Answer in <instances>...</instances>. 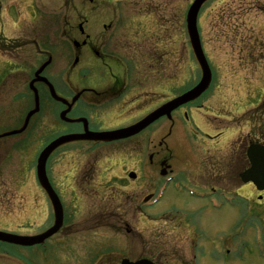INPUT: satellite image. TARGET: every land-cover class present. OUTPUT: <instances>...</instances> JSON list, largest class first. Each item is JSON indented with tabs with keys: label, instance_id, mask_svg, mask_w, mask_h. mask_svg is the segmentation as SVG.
Returning a JSON list of instances; mask_svg holds the SVG:
<instances>
[{
	"label": "rangeland",
	"instance_id": "obj_1",
	"mask_svg": "<svg viewBox=\"0 0 264 264\" xmlns=\"http://www.w3.org/2000/svg\"><path fill=\"white\" fill-rule=\"evenodd\" d=\"M192 1H153V5L156 2L161 8L158 13H152L155 17L150 25H161L163 30L171 26L174 32L178 95L195 86L201 76L185 30L184 19ZM148 2L0 0V89L5 90L10 85L13 95L16 94L13 110L9 112L3 105L6 97L0 93V118L15 117L21 123L20 119L23 120L28 108L32 107L28 84L37 78L60 84L57 75L66 60L54 52L50 53L47 66L33 77L47 60V44L56 50L60 40H68L67 37L77 34L76 27L81 23L84 32L90 34L98 19L105 22L111 15L106 12L109 4L118 6L124 21L122 25L131 22L135 25L137 19L131 11ZM197 26L212 71V83L195 105L215 103L217 107L200 112L198 121L190 111V121L199 129L194 131L184 122V132L179 126L178 131L174 130L167 139L166 147L174 157L170 164L167 163L170 166L167 172L173 171L175 180L164 190L162 200L153 207L143 206L144 198L150 194L154 196L155 186H160L164 180L157 177L155 181H139L138 177L141 178L143 172L149 175L146 168L148 155L159 150V132L164 122L154 127L155 123L152 130H145L125 142L97 145L95 149H90L88 144L68 145L50 157L46 168L55 193L61 198L62 231L42 248L25 250L1 244L0 264H119L122 259H148L157 264H223L222 259L216 261L218 249L213 240L217 235L211 230L223 228L225 236L234 231V224L241 217L240 210L232 201L217 211L197 198L205 190V174H212L209 153L215 156L212 160L220 169L221 178L225 179V187L232 189L231 184H239L236 172L245 165L240 153L244 155L251 143H264V0H210L201 9ZM4 57L12 59V65L3 61ZM33 86L39 91L43 89L40 81L34 82ZM163 96L168 97L169 93L165 91ZM39 109L40 113L30 120L34 126L36 123V136L27 138V133L21 134L22 128L18 138H11L15 139V148L0 151L1 174L13 177L17 171L18 175L8 188L12 203L0 204V231L7 228L21 235H36L48 229L53 221L49 202L42 197L35 180V163L41 148L49 142L47 138L57 133L58 120L50 114L44 117L42 105ZM199 122L207 132L214 128L223 131L214 153L210 152L212 149L209 152L204 151L205 147L202 149L204 130ZM116 124L117 120L111 119L105 126L115 127ZM166 131L165 128L160 135ZM201 151L206 154L202 155ZM31 156L34 157L32 163ZM131 171L136 174V179H125ZM88 179L94 182L90 188L96 194H87L86 199L75 201L84 196L83 191H92L84 184ZM188 189L194 196L187 193ZM174 209L180 213L173 214L176 213ZM192 211L200 214L199 225H195L198 228L184 217ZM260 212L262 214L256 217V229L264 232V209ZM204 219L213 223L208 225L207 238L210 239L207 240L203 239L201 224ZM250 229L246 224L243 240L248 233L252 234ZM247 241L238 251L239 257L232 258L227 264H264V236L258 237L256 233Z\"/></svg>",
	"mask_w": 264,
	"mask_h": 264
},
{
	"label": "flooded vegetation",
	"instance_id": "obj_2",
	"mask_svg": "<svg viewBox=\"0 0 264 264\" xmlns=\"http://www.w3.org/2000/svg\"><path fill=\"white\" fill-rule=\"evenodd\" d=\"M153 1L155 0H149L145 5L134 7L135 9L131 12L134 13L137 20L132 27L122 25L124 21L120 17L118 7L107 6L106 12L110 10L111 15L106 17L107 20L105 22L98 19L90 34H85L83 29L80 28V24L77 26L78 39L81 40H76V37H67L68 40H60V46L56 50L50 44L46 45V63L51 58V52L62 56L64 61L66 60L65 66L62 67V70H59L57 75L60 84H53L54 82H52V86L43 84L42 91L37 90L39 99H41L43 116L45 117L46 114H50L53 117L56 116L54 119L58 120V131L52 134L51 138H47L48 141L56 139L61 135L80 134L87 129L91 132H104L128 127L139 121L146 113L175 97L173 95L176 92L177 86V73L175 71L177 66L176 41L172 40L173 32L171 28L169 32H165V36H163L165 39L163 41L162 36L157 34L156 31L152 32V25L150 23L153 22L155 17L154 15L152 17V13H158L161 8L156 2L153 5ZM142 16L145 21H142ZM168 34L169 38H167ZM9 44H12V42ZM253 55L254 52H252ZM51 88L57 97L65 100L70 105L69 108L68 105H63L52 99ZM12 89L13 87L11 86L6 87L5 90H0V93H3L6 97V105L9 102L8 109L10 111L12 108L11 102L16 95H13ZM167 89L169 90L168 97L163 96V93ZM40 94H43L42 97ZM75 98L76 101L72 104ZM44 106H46V109H44ZM51 106L53 108L50 111ZM194 108L200 112L199 110L203 106L199 105ZM8 109L7 111H9ZM183 109L184 107L174 111L170 120L163 118L164 121L170 123L167 136L171 134L172 129L176 128L178 130L179 126H181L182 133L184 132L183 125L185 123L182 119L190 124L194 131L199 129L198 125L190 121L189 116H187L188 112ZM54 110H56L55 114L53 113ZM64 110H67V115L64 121H61L58 117ZM39 113L40 109L37 114ZM111 119L117 120L116 126H105L107 121ZM0 121L2 122L0 123V126L2 125L0 127V151H5L8 148L13 150L15 148V139L11 138H18L20 134L18 131L23 128L25 123L23 121L18 123L15 117L0 118ZM69 121H79L80 123L72 124ZM159 122L161 120L154 127ZM35 128L36 123L34 126L29 121L21 131V134L27 133V138L31 139L36 136V133H34ZM154 132L151 134H154ZM203 134L208 139L209 145H217V140L220 137L219 131L214 135ZM84 144L86 146L88 144L90 149H95L98 145V143L89 142H84ZM163 146L164 151H167L164 136L161 137L160 135L157 144L159 150L148 155V165L146 168L149 175L146 176L143 172L141 174L142 177H138L139 181L148 179L150 182L160 174L162 175L164 167H168L169 155L166 153L165 155H168L166 157L162 154L161 148ZM215 151L213 150V153ZM208 156L212 162L210 164L212 174H205L204 181H206L203 183V188H205L204 192L210 195L211 199L218 202L221 201L222 196L226 193V182L224 181L225 179L221 178L220 169L215 166L212 160L215 157L214 154L209 153ZM33 159L34 157L31 156V163ZM144 165V163L141 164L142 168H144ZM9 166H11L10 163ZM1 171L0 169V204L12 203L13 197L8 196V188L13 184L12 179L17 180V171L13 177H4ZM128 176L127 174L125 179H129ZM135 179L136 177L132 180ZM92 183L94 182L89 179L84 182L89 188ZM248 187L246 191L247 195L245 196L247 197L245 198L247 203L244 205L245 214L252 216L259 215L260 211L264 209V193H258L250 184ZM90 189L92 191L89 193L83 191L84 196L82 198H75V201L86 199L87 194L95 195L96 191L92 188ZM240 189L242 190L239 184L238 186L234 184L233 191ZM41 194L47 200V196L43 191H41ZM262 200L263 202H261ZM209 224L210 222L204 223L207 237L209 236L207 233L209 231L207 229ZM223 230L225 229L217 228L211 231L216 232V247L219 250L218 252H222V257L224 262H226V256L231 254L229 248L235 249L238 244H241V234L238 229H235L232 234L225 236V232L222 234Z\"/></svg>",
	"mask_w": 264,
	"mask_h": 264
},
{
	"label": "water",
	"instance_id": "obj_3",
	"mask_svg": "<svg viewBox=\"0 0 264 264\" xmlns=\"http://www.w3.org/2000/svg\"><path fill=\"white\" fill-rule=\"evenodd\" d=\"M208 0H194L192 5L190 6L187 15H186V27H187V33L189 36V40L191 43V47L193 49V53L195 56V60H197L200 69L202 71V79L198 83L197 86H195L192 90H189L188 92L184 93L180 97L174 99L173 101L169 102L168 104L162 106L161 108L157 109L155 112L147 116L145 119L140 121L139 123H136L134 126H131L129 128L126 127V129L114 131V132H105V133H86L84 136H75L70 135L66 137H61L54 142H52L49 146L44 149V151L40 154L38 163H37V180L41 184V186L44 188V190L49 195L54 213L56 222L55 225L50 229V231H47L41 236L28 238V237H15L12 235L0 233V241L7 242L11 244L16 245H22V246H31L34 244H39L40 242H43L46 238L54 234L61 226V219H62V212L61 207L58 202V199L53 194V192L50 190L49 184L47 182L46 176H45V163L46 158L59 146L74 142V141H80V140H91V141H102V142H113L118 140H123L129 137H132L145 128H147L150 124L157 121V119L161 118L164 115H169L171 111L174 109H177L179 106L184 105L191 101H194L197 99L209 86L211 75L209 72V68L207 66V62L204 58L199 35L197 31V16L198 13L202 7V5L207 2ZM41 71H39L36 74V77L40 74ZM43 82V78H37L36 80L32 81L31 86L33 87L34 82ZM36 108L33 112L29 114V117L33 115L36 112ZM247 156L251 165V168L247 170L243 175L242 179L243 182H253L258 190H264V146H251L250 149L247 151ZM121 264H131L127 260H123ZM134 264H149L146 261H139Z\"/></svg>",
	"mask_w": 264,
	"mask_h": 264
},
{
	"label": "bare ground",
	"instance_id": "obj_4",
	"mask_svg": "<svg viewBox=\"0 0 264 264\" xmlns=\"http://www.w3.org/2000/svg\"><path fill=\"white\" fill-rule=\"evenodd\" d=\"M31 99H33V97ZM14 232L19 233L18 231H14Z\"/></svg>",
	"mask_w": 264,
	"mask_h": 264
}]
</instances>
